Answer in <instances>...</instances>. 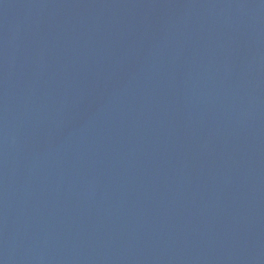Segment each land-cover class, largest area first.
Here are the masks:
<instances>
[{"label": "water", "instance_id": "1", "mask_svg": "<svg viewBox=\"0 0 264 264\" xmlns=\"http://www.w3.org/2000/svg\"><path fill=\"white\" fill-rule=\"evenodd\" d=\"M0 264H264V0H0Z\"/></svg>", "mask_w": 264, "mask_h": 264}]
</instances>
